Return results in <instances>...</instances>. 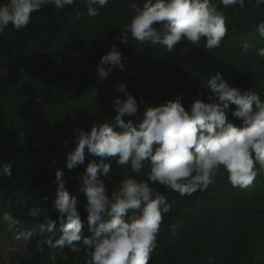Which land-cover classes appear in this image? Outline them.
I'll return each instance as SVG.
<instances>
[{
	"label": "trees",
	"instance_id": "trees-1",
	"mask_svg": "<svg viewBox=\"0 0 264 264\" xmlns=\"http://www.w3.org/2000/svg\"><path fill=\"white\" fill-rule=\"evenodd\" d=\"M144 2L109 0L96 18L87 17V4L82 0L59 14L46 5L32 14L24 30L9 25L0 34V165L13 164L11 179L0 176V213L10 211L20 229L35 232L29 254L12 264H83V255L67 248L55 261L50 258L53 249L45 246L42 252L37 244L44 236L38 222L26 213L40 203L51 218L57 217L52 181L57 169H65L70 174L66 189L79 200L83 230L88 234L87 199L85 195L80 199L76 191L87 163L100 158L85 149L84 164L69 170L66 157L76 146L75 128L90 131L92 120L114 117L113 98L124 97L116 92L120 83L138 103L141 98L146 101L138 109L141 115L146 108L177 95L182 96L186 110L195 99L211 102L204 86L216 72L230 86L252 89L264 100V58L257 55L264 47L258 31L264 22V4L245 0L243 9H224L219 0H212L224 11L228 30L220 48L208 53L203 42L200 47L184 43L168 53L158 45H139L131 38L127 45L116 40L132 6L143 7ZM78 13L83 18L77 19ZM114 43L122 54L124 70L114 68L106 80L98 81L96 65ZM77 104L81 109H73V119L68 111ZM234 108L230 105V110ZM228 119L240 125L231 111ZM109 162L112 171L101 179L111 191L127 169L117 167L112 158ZM144 171L134 175L143 179ZM156 187L166 195L170 210L163 216L148 264H208L209 260L212 264H264V171L246 189L233 187L223 169L206 190L190 196ZM4 234L15 232L0 223V236Z\"/></svg>",
	"mask_w": 264,
	"mask_h": 264
},
{
	"label": "clouds",
	"instance_id": "clouds-1",
	"mask_svg": "<svg viewBox=\"0 0 264 264\" xmlns=\"http://www.w3.org/2000/svg\"><path fill=\"white\" fill-rule=\"evenodd\" d=\"M82 2L87 4V17L96 18L109 0ZM75 4L76 0H3L0 34L9 25L24 30L32 22V14L46 5L59 14ZM256 4H264V0H256ZM219 5L243 9L245 0H219ZM219 5L212 0H145L143 7L132 6L116 40L127 45L131 38L139 45H158L168 53L180 44L200 47L203 42L204 50L212 53L220 48L228 31ZM81 18L83 14L78 13L77 19ZM258 31L264 37V22ZM257 55L264 58V47L257 50ZM117 67L124 70L122 54L114 43L96 65L98 81L106 80ZM204 87L210 92L211 102L195 99L186 110L182 96L177 95L174 100L146 108L141 115L138 109L146 101L141 98L138 103L120 83L116 92L124 97L113 98L114 117L110 121L92 120L90 131L75 128L76 146L66 157L69 170L84 164L85 149L100 158L99 162L89 161L80 177L79 191L87 199L84 211L88 234L83 230L79 200L70 195L63 170L57 169L52 181L56 185L53 209L57 217L51 218L40 203L26 213L38 222L39 233L44 236L37 247L42 252L45 246L53 249V261L67 248L81 253L83 264H148L163 216L170 210L166 195L156 185L190 196L206 190L223 169L233 187H251L258 173L264 171V100L252 89L241 91L230 86L219 72L209 75ZM230 105L235 108L230 110ZM73 109L81 108L77 104L68 111L76 119ZM229 111L240 121L239 126L228 119ZM126 116L135 119L125 121ZM109 158L117 167L127 169L111 191L101 179L112 171ZM12 169V163L0 165V176L11 179ZM142 170L144 178L139 179L134 174ZM0 223L15 232L17 243L12 251L29 254L34 230L20 229L10 211L0 213Z\"/></svg>",
	"mask_w": 264,
	"mask_h": 264
},
{
	"label": "rangeland",
	"instance_id": "rangeland-1",
	"mask_svg": "<svg viewBox=\"0 0 264 264\" xmlns=\"http://www.w3.org/2000/svg\"><path fill=\"white\" fill-rule=\"evenodd\" d=\"M63 170V179L67 181L69 178V171ZM80 199L83 198L84 194L78 189L76 191ZM17 243L14 239V235L4 234L0 236V264H12L15 263L20 255L17 252L12 251L13 246Z\"/></svg>",
	"mask_w": 264,
	"mask_h": 264
}]
</instances>
